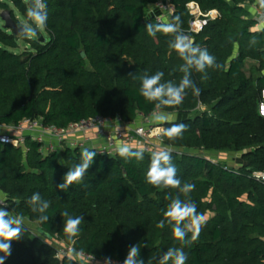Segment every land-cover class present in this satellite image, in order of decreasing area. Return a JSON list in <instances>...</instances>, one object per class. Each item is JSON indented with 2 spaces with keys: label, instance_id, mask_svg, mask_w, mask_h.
<instances>
[{
  "label": "trees",
  "instance_id": "16d2710c",
  "mask_svg": "<svg viewBox=\"0 0 264 264\" xmlns=\"http://www.w3.org/2000/svg\"><path fill=\"white\" fill-rule=\"evenodd\" d=\"M8 1L26 18L28 0ZM158 1L46 0L48 35L24 39L31 50L22 54L13 51L22 38L0 26V123L42 117L46 124L66 126L97 115L133 123L140 114L151 115L154 103L140 95V81L129 74L162 71L163 80L177 83L183 75L178 71L183 61L168 49L171 37H150L145 30L147 23H158L149 12ZM169 1L175 12L167 22L179 16L183 30L223 65L206 69L207 79L193 71L200 95L189 89L182 104L163 109L182 116L161 123L164 129L173 123L187 125L181 138L169 140L163 132L162 137L175 148L172 160L178 178L195 185L190 197L197 211L211 214L197 239L184 249L186 264H264V181L252 176L264 171V27L256 26L249 9L256 0ZM191 1L204 11L220 13L199 33L188 32ZM0 7L20 23L8 3L0 0ZM253 36L258 41L254 46L249 44ZM249 59L256 64L248 69ZM39 148L29 139L27 150L0 142V191L8 211L25 217L26 229L11 242L3 264H78L58 258L55 243L34 235L32 224L38 234L57 236L98 258L123 261L132 245L141 244L146 264L150 256L179 246L169 226H156L169 203L166 195L176 190L146 182L151 153L144 151L141 161L125 162L118 153L96 152L83 181L60 191L56 186L79 162L81 151L67 148L45 155ZM200 149L235 150L241 159L229 166L196 152ZM35 192L50 202L49 220L43 224L27 204ZM65 209L84 217L74 243L63 231Z\"/></svg>",
  "mask_w": 264,
  "mask_h": 264
},
{
  "label": "clouds",
  "instance_id": "9594fccd",
  "mask_svg": "<svg viewBox=\"0 0 264 264\" xmlns=\"http://www.w3.org/2000/svg\"><path fill=\"white\" fill-rule=\"evenodd\" d=\"M48 10L46 0H28L26 7V19L17 25V36L22 39H36L47 27ZM182 21L179 16L167 23H147L145 30L150 37H156L157 33L170 36L168 49L175 52L183 61L179 65L178 71L182 78L177 83L174 80H163L164 73L157 71L149 74L147 71L139 76L132 75L133 79L140 81L139 93L148 102L154 103L152 120L157 123L169 122L174 119L163 109L167 107L179 106L183 103L187 90L191 89L195 96L200 95V89L192 80V72L204 73L202 79H207L206 69H221L223 65L216 62V58L209 53L207 48L197 45L192 36L187 34L182 28ZM258 43L255 36L249 41L254 46ZM187 125L183 123H173L171 127L163 130V135L169 140H176L182 137ZM171 147L163 148L151 153L150 166L146 172V182L162 189H174L175 194L169 193L165 199L169 201L167 207L162 210L163 219L157 223L158 228L166 225L171 228L172 237L179 242V246H172L159 255L150 256L146 264H186L188 259L184 251L190 247L199 236L206 216L197 211L195 202L191 200L190 193L195 185L182 183L177 176V168L172 160ZM117 152L125 162L132 159L141 161L144 158V149H133L127 143H121L117 147ZM96 151L83 148L80 153L79 162L74 164L63 177V182L56 187L60 191H67L74 183L83 181L85 174L94 162ZM62 163V161H60ZM183 197V199L181 198ZM17 204L19 201L16 202ZM27 204L33 213H38V222L43 224L49 220L46 214L50 207V202L41 197L39 192H35L27 200ZM61 215L66 217L63 231L70 242H75L79 236L80 224L84 217L72 216L65 209ZM25 217L22 214H13L7 210V206H0V264L11 254V242L19 240L25 232ZM47 243L46 236H43ZM147 247V245H144ZM83 250L77 251L75 248L69 250V259L83 257ZM105 264H111L110 258H106ZM123 264H145L141 257V244L132 245L123 260Z\"/></svg>",
  "mask_w": 264,
  "mask_h": 264
},
{
  "label": "built area",
  "instance_id": "2783aa9c",
  "mask_svg": "<svg viewBox=\"0 0 264 264\" xmlns=\"http://www.w3.org/2000/svg\"><path fill=\"white\" fill-rule=\"evenodd\" d=\"M254 5L256 26L261 28L264 26V0H256ZM187 9L191 15L189 33L201 32L210 20L220 15L217 9L204 11L196 1L187 3ZM149 12L158 22L163 23L170 20L175 6L169 0H160L150 7ZM260 112L264 115V102L260 105ZM138 118L142 120L140 124L137 121L128 123L121 117L97 115L71 122L66 126L46 124L42 117L25 118L15 124L0 123V142L27 150L29 139L39 143V150L45 155L67 148L79 151L88 148L101 155L116 156L117 147L121 143H127L131 148H143L147 153L168 147L175 149L165 143L162 137L164 127L154 124L152 114H140ZM252 176L264 181V171H254ZM8 205L5 195L0 191V206H7L8 210ZM55 245L58 258L68 257L69 250L75 248L73 244H66L61 239H58ZM83 253V257H75L72 260L78 264H105L106 258H98L84 251ZM110 260L111 264H123L121 260Z\"/></svg>",
  "mask_w": 264,
  "mask_h": 264
},
{
  "label": "rangeland",
  "instance_id": "374dc122",
  "mask_svg": "<svg viewBox=\"0 0 264 264\" xmlns=\"http://www.w3.org/2000/svg\"><path fill=\"white\" fill-rule=\"evenodd\" d=\"M2 2H6L9 4V7L12 8L15 12V15L16 17L18 18L19 22H22L24 21L26 18L15 8V6L9 2L8 0H1ZM2 11V8L0 7V13ZM0 26L3 27L4 26V21L1 19L0 17ZM42 34L44 36H47L48 34L45 32V30H43ZM18 48H15L13 49V51L15 53H18V54H22L26 51H29L31 50V48H29L28 46V43L24 40V39H19L18 41ZM251 66V64H248L247 65V68L249 69ZM200 110H205L204 107H201ZM168 113L170 116H172L174 119H172L171 121H176L178 120L179 118H181L182 116L180 114H178L177 112H166ZM196 114V113H195ZM193 114V115H195ZM140 119V118H138ZM140 122H142V120L140 119ZM154 122V121H153ZM155 125H161V123H157V122H154ZM181 152H184L186 150L184 149H181L179 150ZM196 152H203V153H206L207 157L209 159H213L215 161H222V162H225L227 163L229 166H237L239 164V161L241 159V153H239V151H235V150H217V151H211V152H207L206 150H197ZM241 163V162H240ZM211 214H208L206 218L210 217ZM31 228L34 230V235H38L40 236L43 240L45 235H41V234H38L35 230H37V228L34 226V224L31 225ZM46 238H47V241H50V242H53V243H56L57 242V238L54 237L53 239L49 238L47 235H46Z\"/></svg>",
  "mask_w": 264,
  "mask_h": 264
},
{
  "label": "water",
  "instance_id": "95a60500",
  "mask_svg": "<svg viewBox=\"0 0 264 264\" xmlns=\"http://www.w3.org/2000/svg\"><path fill=\"white\" fill-rule=\"evenodd\" d=\"M0 17L4 21V27L12 30L13 33L16 34L18 23L12 17L11 11L10 10H2L0 13Z\"/></svg>",
  "mask_w": 264,
  "mask_h": 264
},
{
  "label": "crops",
  "instance_id": "0c3cea01",
  "mask_svg": "<svg viewBox=\"0 0 264 264\" xmlns=\"http://www.w3.org/2000/svg\"><path fill=\"white\" fill-rule=\"evenodd\" d=\"M249 9H250V11H251V15H252V17L255 15V5L254 4H251V5H249ZM261 27H264V26H261ZM256 64V62L254 61V60H251V59H249V60H247V65L248 64ZM139 124L141 123L140 122V119H137L136 120ZM2 193V192H1Z\"/></svg>",
  "mask_w": 264,
  "mask_h": 264
}]
</instances>
